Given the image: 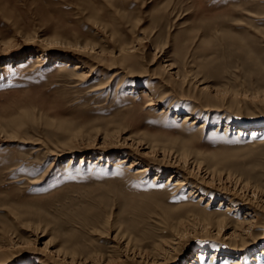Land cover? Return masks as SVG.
Returning a JSON list of instances; mask_svg holds the SVG:
<instances>
[{
  "label": "rangeland",
  "instance_id": "374dc122",
  "mask_svg": "<svg viewBox=\"0 0 264 264\" xmlns=\"http://www.w3.org/2000/svg\"><path fill=\"white\" fill-rule=\"evenodd\" d=\"M262 251L264 0H0V264Z\"/></svg>",
  "mask_w": 264,
  "mask_h": 264
},
{
  "label": "bare ground",
  "instance_id": "6f19581e",
  "mask_svg": "<svg viewBox=\"0 0 264 264\" xmlns=\"http://www.w3.org/2000/svg\"><path fill=\"white\" fill-rule=\"evenodd\" d=\"M82 75H83V74H82ZM80 77H81V76H80ZM81 78H83V79L85 80V77L82 76ZM81 78H80V79H81ZM187 120H188V119H187ZM127 161H128V160H127ZM127 161H122V163H125V162H127ZM144 172H145V170H144V171H141V170H140L139 173H144ZM249 225H250V224H249ZM239 226H240V225H239ZM248 229H249V228H248ZM251 229H252V228H251ZM251 229H250V230H251ZM241 231H242V230H241ZM245 231H246V229H245ZM224 233H225V232H224ZM234 233H235V232H234ZM236 236H237V235H236ZM230 237H231V236H230ZM237 238H238V237H237ZM227 239H228V238H227ZM244 250H245V247L243 246V248H240V249H238L237 251H238V253H242V252H244ZM262 254L264 255V251H262ZM215 257H216V256H213V257H212V259H213L214 261L216 260ZM213 260H212V261H213ZM231 264H243V263H242L241 259H236V260H233Z\"/></svg>",
  "mask_w": 264,
  "mask_h": 264
}]
</instances>
